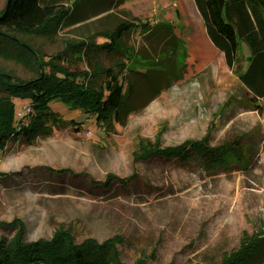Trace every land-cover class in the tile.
Masks as SVG:
<instances>
[{"label": "rangeland", "instance_id": "374dc122", "mask_svg": "<svg viewBox=\"0 0 264 264\" xmlns=\"http://www.w3.org/2000/svg\"><path fill=\"white\" fill-rule=\"evenodd\" d=\"M6 3L0 0V12ZM73 8L69 25L25 37L43 61L68 41L104 42L100 33L123 19L167 26L179 44L171 30L157 27L122 40L140 64L122 52L95 54L104 66L122 59L130 68L142 66L126 72L135 94L113 128L55 100L61 123L49 124L31 143L8 140L0 150V238L12 240L23 226L33 242L65 228L77 242L119 238L129 264H220L246 237L260 245L249 264H264V100L238 89L242 64L228 68L223 54L203 43L206 28L193 0H78ZM0 69L24 80L38 75L2 57ZM28 105L16 99L18 120ZM205 137L212 146L244 138V162L206 170L156 157L136 160L146 141L167 147ZM110 174L130 178L128 189L104 184Z\"/></svg>", "mask_w": 264, "mask_h": 264}, {"label": "trees", "instance_id": "16d2710c", "mask_svg": "<svg viewBox=\"0 0 264 264\" xmlns=\"http://www.w3.org/2000/svg\"><path fill=\"white\" fill-rule=\"evenodd\" d=\"M66 1L7 0L0 12V57L38 71L35 78L24 80L0 69V150L6 148L10 139L34 142L49 124L61 123L63 119L51 107L55 100L76 107L106 130L113 128L121 121L135 94V87L126 72L130 69L137 73L136 68L141 66L134 48L124 47L122 40L127 34L139 30L144 34H150L157 27L171 30L160 24L123 19L113 29L100 33L104 42L68 41L63 51L49 61H43L25 37L47 36L69 25L78 0L72 5H66ZM193 1L204 21L207 36L223 53L229 68H233L237 60L240 42L248 44L251 60L239 77L242 86L238 89L254 99L264 100V0ZM173 34L179 44V37ZM98 52L109 56L126 53L128 60L139 64L130 68L122 59L104 66L94 58ZM73 65L84 68H74ZM46 67L51 70L48 74L42 71ZM16 99L29 102L19 120ZM230 104L228 99L225 106ZM251 107V103L244 105L246 110ZM258 109L262 113V108ZM242 139L234 138L228 144L218 146H212L206 137L167 147L146 141L136 160L148 161L156 157L189 166L197 164L206 170L240 167L245 160ZM129 180L110 174L104 184L118 182L122 190L128 189ZM119 243L117 237L103 242L95 239L77 242L71 231L65 228L58 229L51 239L28 242L26 229L21 226L12 240L7 242L0 238V264H129L121 257ZM241 243L236 251L222 255L220 264H249L260 245L247 241L246 237ZM133 264L146 262L139 259Z\"/></svg>", "mask_w": 264, "mask_h": 264}, {"label": "crops", "instance_id": "0c3cea01", "mask_svg": "<svg viewBox=\"0 0 264 264\" xmlns=\"http://www.w3.org/2000/svg\"><path fill=\"white\" fill-rule=\"evenodd\" d=\"M207 37L205 35H202V36H200V39L203 41V43L209 44V46L211 48H213L214 45L212 44L210 38L209 37L207 38ZM218 51L220 53H222L220 50H218ZM250 60H251V51H250V48H249V46H248V44L246 42L241 41L240 44H239V47H238L237 60H236V62L234 64V66H233V69H236V67H238L239 65L242 64L240 66L241 67V71L239 73V76H241L247 70V68H248V66L250 64ZM240 86H242V85H240ZM261 100H263V99H261Z\"/></svg>", "mask_w": 264, "mask_h": 264}]
</instances>
